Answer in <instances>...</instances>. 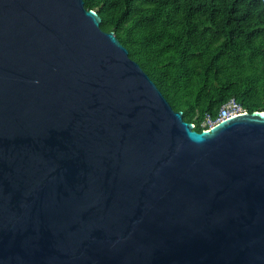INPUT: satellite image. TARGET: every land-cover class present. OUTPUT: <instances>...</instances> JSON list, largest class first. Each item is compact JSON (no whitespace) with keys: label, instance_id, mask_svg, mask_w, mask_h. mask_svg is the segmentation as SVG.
<instances>
[{"label":"water","instance_id":"95a60500","mask_svg":"<svg viewBox=\"0 0 264 264\" xmlns=\"http://www.w3.org/2000/svg\"><path fill=\"white\" fill-rule=\"evenodd\" d=\"M84 0H0V264H264V110L197 131Z\"/></svg>","mask_w":264,"mask_h":264},{"label":"trees","instance_id":"16d2710c","mask_svg":"<svg viewBox=\"0 0 264 264\" xmlns=\"http://www.w3.org/2000/svg\"><path fill=\"white\" fill-rule=\"evenodd\" d=\"M197 131L235 98L264 110V0H84Z\"/></svg>","mask_w":264,"mask_h":264},{"label":"built area","instance_id":"2783aa9c","mask_svg":"<svg viewBox=\"0 0 264 264\" xmlns=\"http://www.w3.org/2000/svg\"><path fill=\"white\" fill-rule=\"evenodd\" d=\"M245 111H247L246 108L243 107L241 103H239L235 98L232 97L221 104L216 116L213 117L210 114H206L200 122V126L202 127V129H206L213 126L215 123L219 122L222 119L243 113Z\"/></svg>","mask_w":264,"mask_h":264}]
</instances>
